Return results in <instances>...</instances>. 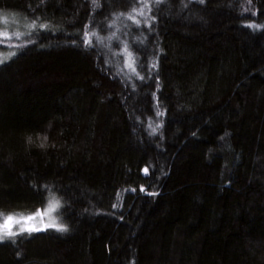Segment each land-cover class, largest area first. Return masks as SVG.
Returning <instances> with one entry per match:
<instances>
[{
  "label": "trees",
  "instance_id": "16d2710c",
  "mask_svg": "<svg viewBox=\"0 0 264 264\" xmlns=\"http://www.w3.org/2000/svg\"><path fill=\"white\" fill-rule=\"evenodd\" d=\"M3 14L27 27L0 28V213L55 199L66 230L5 237L0 264H264V0Z\"/></svg>",
  "mask_w": 264,
  "mask_h": 264
},
{
  "label": "rangeland",
  "instance_id": "374dc122",
  "mask_svg": "<svg viewBox=\"0 0 264 264\" xmlns=\"http://www.w3.org/2000/svg\"><path fill=\"white\" fill-rule=\"evenodd\" d=\"M27 24L24 22L21 18L13 15H0V28L3 29H18V30H24L26 29ZM4 31H0V37L1 38H8L9 35H4ZM6 58L5 54L0 53V60ZM54 206V207H52ZM58 203L55 201V199H52L48 205L41 209L40 211H37L41 213V215H36L37 212L30 214V215H22V214H10L13 215L16 219H19V223L15 222H9L11 231L12 232H18L21 231V229L29 230V229H43L46 228V225L55 224L58 225V221L56 218V210H57ZM52 207L51 211H48V209ZM47 213V214H45ZM7 215L0 216V225L4 223V217ZM27 216H34V219L31 220H24L21 219V217H27ZM6 231V230H5ZM0 235H4L3 231H0ZM8 237L7 235H4V238Z\"/></svg>",
  "mask_w": 264,
  "mask_h": 264
},
{
  "label": "snow or ice",
  "instance_id": "6c2138e0",
  "mask_svg": "<svg viewBox=\"0 0 264 264\" xmlns=\"http://www.w3.org/2000/svg\"><path fill=\"white\" fill-rule=\"evenodd\" d=\"M93 2L95 3V0H93ZM201 3L204 2V0H200ZM249 2H251V0H249ZM35 25H30V27H34ZM42 27H46L45 25H42ZM251 27H261L259 25H251ZM4 35H7V33H4ZM20 34L17 33V36H19ZM87 35V33H86ZM85 43H90L89 40H85ZM2 62V61H0ZM146 173H147V169L144 170ZM54 207V206H52ZM52 207H50L48 209V211H51L52 210ZM47 214V213H45ZM4 214L3 213H0V216H3ZM36 215H41V213L37 212ZM21 219H24V220H31V219H34V216H27V217H21ZM9 222H15V223H19L20 220L19 219H16L13 215H7L4 217V223L2 225H0V231H3L4 232V235H7V236H13V235H16L17 233L15 232H12L11 231V227H10V224ZM46 227H56L58 231H64L66 230L62 225L61 226H57L55 224H51V225H46ZM6 230V231H5ZM24 229H21V231H23ZM41 229H29V231H40ZM4 235H0V242L3 241L4 239Z\"/></svg>",
  "mask_w": 264,
  "mask_h": 264
}]
</instances>
